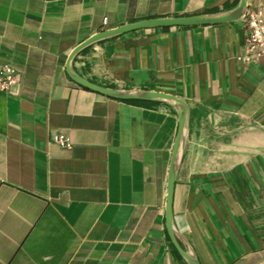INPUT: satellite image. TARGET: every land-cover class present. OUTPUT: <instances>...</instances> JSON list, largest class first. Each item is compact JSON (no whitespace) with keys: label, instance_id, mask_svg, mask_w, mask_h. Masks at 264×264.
Instances as JSON below:
<instances>
[{"label":"crops","instance_id":"0c3cea01","mask_svg":"<svg viewBox=\"0 0 264 264\" xmlns=\"http://www.w3.org/2000/svg\"><path fill=\"white\" fill-rule=\"evenodd\" d=\"M239 2L0 0V68L19 74L0 90V264H188L166 229L176 111L86 89L66 63L102 31ZM248 6L264 18V0ZM246 37L243 17L143 29L74 60L96 84L186 103L173 221L200 264H264V55L248 60ZM54 133L72 148L52 143Z\"/></svg>","mask_w":264,"mask_h":264},{"label":"water","instance_id":"95a60500","mask_svg":"<svg viewBox=\"0 0 264 264\" xmlns=\"http://www.w3.org/2000/svg\"><path fill=\"white\" fill-rule=\"evenodd\" d=\"M249 0H240L238 6L230 11L220 13H207L189 17L148 19L135 23L124 24L114 29L102 31L88 40L78 45L68 57L66 71L68 76L76 84L99 93L103 96L121 100V101H160L171 105L176 111L178 117L177 133L174 140L172 155L168 171V188L166 204V229L171 243L177 253L183 257L188 264H200L193 249L186 244L182 247L179 240L185 242L184 237L176 230L173 221V198L174 187L177 175L182 164L184 156V146L188 128V107L183 99L162 91H154L141 88H114L96 84L89 79L84 78L74 68L76 56L86 48L101 41L122 36L124 34L151 28H171V27H188L215 25L238 20L246 13Z\"/></svg>","mask_w":264,"mask_h":264},{"label":"built area","instance_id":"2783aa9c","mask_svg":"<svg viewBox=\"0 0 264 264\" xmlns=\"http://www.w3.org/2000/svg\"><path fill=\"white\" fill-rule=\"evenodd\" d=\"M48 2L49 0H44ZM247 28L246 51L247 59L251 60L264 55V18L260 7L249 6L243 16ZM19 78V74L10 64L0 68V90L7 91ZM51 142L62 148H72V142L64 134L54 133Z\"/></svg>","mask_w":264,"mask_h":264},{"label":"trees","instance_id":"16d2710c","mask_svg":"<svg viewBox=\"0 0 264 264\" xmlns=\"http://www.w3.org/2000/svg\"><path fill=\"white\" fill-rule=\"evenodd\" d=\"M124 102H128V103L135 104V105H140V106H145V107H152V106L159 105L161 103L159 101H124ZM171 248L173 249L174 254H176L177 257L182 258L177 253V251L175 250L172 244H171Z\"/></svg>","mask_w":264,"mask_h":264}]
</instances>
